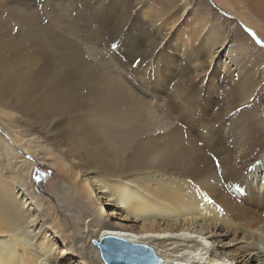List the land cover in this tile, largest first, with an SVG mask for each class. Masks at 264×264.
<instances>
[{"label": "bare ground", "instance_id": "obj_1", "mask_svg": "<svg viewBox=\"0 0 264 264\" xmlns=\"http://www.w3.org/2000/svg\"><path fill=\"white\" fill-rule=\"evenodd\" d=\"M81 1L83 29L70 3L57 2L43 25L27 0H0V264H74L71 254L75 264H104L97 244L113 238L149 245L161 264H229L198 239L229 235L239 264H264V106L255 101L264 69L230 37L239 20L255 23L234 6L225 30L208 22L209 9L187 30L182 15L201 14L192 2L177 15L174 0L162 11L148 0ZM241 2L264 26V0ZM91 24L104 54L118 36L126 44L99 67L66 35L81 38ZM14 25L20 36L10 38ZM110 64L162 107L138 98ZM24 126H37L46 143L24 139ZM38 163L54 172L53 200L68 213L38 195ZM101 246L112 262L146 257Z\"/></svg>", "mask_w": 264, "mask_h": 264}, {"label": "rangeland", "instance_id": "obj_2", "mask_svg": "<svg viewBox=\"0 0 264 264\" xmlns=\"http://www.w3.org/2000/svg\"><path fill=\"white\" fill-rule=\"evenodd\" d=\"M113 1V0H112ZM151 4H153L154 7H156V5H158V9L160 11H162V7L161 4H166L170 1V0H148ZM159 1H161L162 3H158ZM222 1V2H221ZM229 2V4L231 5H225L224 0H174V10L178 11L179 13L177 15H180L183 12V5L187 2H192L191 3V7L192 8H196L197 11L201 14H197L196 15L194 13H190V14H186V12L182 15L185 17H182V19H184V23H185V28L188 30L191 27H193L194 23V19L199 16V18L195 19V20H201V16L202 13H206L208 11H206V9H209V14H207L208 17V22L209 23H215L218 24L217 26L221 29V30H225L226 29V23L228 19H231L232 17H235L233 12V7H236V12L237 10L241 11L243 13L244 19L246 21H252L255 23V27L247 24L246 22H242L239 20L240 22V30L238 32V38L234 39L232 36L231 40H232V44H241L242 47H245L247 52H250V54H252V56L258 60V63L260 64L261 70L264 69V26L262 24V21L257 18L255 16V14L249 10L247 7L243 6V3L241 2V0H227ZM29 7L31 8L32 11H34L35 13H37L38 18H40L42 24H47L49 18L48 15L52 12L55 11L57 12L58 10L56 8H54V6L56 5V3H60V5H68V3H70L72 6H74L73 9V15H75L76 19H77V27L82 28V26H85V22L83 20H86L83 18V9H85V6L83 4H81V0H55V4L53 3V0H27ZM114 2V1H113ZM207 2V3H206ZM151 7V6H150ZM154 7H151L153 9H156ZM29 8V9H30ZM114 8V9H112ZM119 8L117 7H111L108 9L107 13L109 14V17L107 19H109V25L113 26L118 24V17L121 16V13L119 12V10L117 9ZM204 11V12H203ZM211 11V12H210ZM112 14V17H111ZM134 15H137L136 11H133ZM201 15V16H200ZM54 17V16H53ZM113 17H117L116 19H113ZM257 21H256V20ZM138 22V20H136ZM66 24H68V22H66ZM96 26H93V24H91L90 29L88 28H84L86 32H81L80 33H76V34H81V38L73 35L70 36L69 33L66 32V35L69 37H72L78 41H80L81 43L83 42V44L85 43L86 45H83L81 47L82 51H86L85 53H83V57L89 61V62H93L94 67H99V65H106V63L108 62V57L111 55L110 51L111 49H116L119 47H121L120 49L125 50V41L123 40L122 42V37L120 36H115L117 37L114 40L113 44L107 43L104 45V49H105V54L102 48V42L104 37L99 41V37L96 36L94 34V28ZM133 27H135V25L133 24ZM146 28V26H144ZM222 27V28H221ZM224 27V28H223ZM93 28V29H92ZM143 27H139L137 30L138 36L139 37H144V33L146 31V29ZM156 27H152L149 28V30H147V33L149 35L153 34L155 31ZM134 29V28H133ZM18 30V31H17ZM91 30V31H90ZM97 30L102 33L103 30H101L100 28H97ZM145 30V31H144ZM136 31V28H135ZM10 38H16L19 37V28L18 26H13L12 30L10 31ZM113 34L115 35L116 33L113 32ZM147 34V36H148ZM146 35V34H145ZM232 35V34H231ZM114 37V36H113ZM186 38V32L185 29L181 28L180 29V38ZM87 38L89 40H87ZM184 38V39H185ZM123 44H122V43ZM117 43V44H116ZM70 45V44H69ZM164 45V43L162 44ZM89 46V47H88ZM116 46V48H115ZM29 51V50H28ZM169 52L171 54L174 53L173 48L170 47L169 48ZM29 54H31V52H29ZM102 54V55H101ZM177 55V54H176ZM108 56V57H107ZM178 58H176L177 60ZM39 61V64H42L44 61L41 58L37 59ZM111 65V64H110ZM112 66V65H111ZM106 68H108V71H110V66H105ZM89 68V67H88ZM113 68V66H112ZM114 69V68H113ZM115 70V69H114ZM113 73H116V75H118V78H122L125 82V85L127 86V88L129 90H131L138 98H140L141 100L148 102V103H160V107H162L163 104H161L162 101H159L158 99L156 100V98L153 97L151 90L150 89H146V86L142 83L139 82V80L134 77L133 75L126 73V72H116V70ZM85 71L83 70V68L80 69V76H82L81 74H83ZM258 81H260L259 85H262L261 87V91L260 94L255 98L257 102H259L261 105L264 106V73L260 72V76L258 77ZM85 92V89L82 90L80 89L79 93L83 94ZM262 97V98H261ZM164 108V109H163ZM162 109L159 108V113L160 112H164L165 107H163ZM23 128V133L25 132L26 135L24 136V139H38L39 141H43L44 138L42 137V133L40 131V129L35 126V127H27L25 129V126L22 127ZM25 130V131H24ZM152 130V129H151ZM159 132V131H158ZM24 133V134H25ZM43 143H46V141ZM40 156V155H39ZM39 161V160H38ZM34 171L32 174V181L34 180L35 182H38L40 184H38V195L40 196V198H42V200L44 201H54L52 194H51V189L53 187V184L56 181L54 172L48 168V166L44 163H38V166H34ZM52 171V172H51ZM60 199L58 198V201H54V203L59 206L60 204L62 205V208L65 210V213H68L70 210V207H67V204L64 200L62 199V201H64L66 204L64 205L62 202L59 201ZM89 219V218H88ZM87 219V220H88ZM114 221H117L114 218ZM225 231H221V233H224ZM236 236H238L239 238L241 237L240 233H237ZM227 238V239H226ZM198 239H200L201 242L208 244L209 246L212 244L213 247H217L218 248V252H222L224 254H222V258H224L226 260L227 263L229 264H239L237 261L240 260L241 258H234L232 255H229L227 252L230 253H236L234 250L235 246L233 247V245L231 244H236L239 240L236 241H230V239H232V235H229L228 237H222V239H217V240H221V242L219 243L218 241H214V239H205L204 237H198ZM214 241V242H212ZM230 241V242H229ZM106 243V245H114V246H118L120 248H123L125 250L128 251H132L134 253H138V254H147V251H144L141 248H136V247H131L128 245H125L123 243L117 242V240H113V239H107L105 241H103ZM102 242V243H103ZM92 243L93 245L96 243V241H94L92 239ZM101 243V244H102ZM100 244V245H101ZM129 244H133V243H129ZM218 244V245H217ZM221 244H224L226 247H222L221 248ZM229 244V245H228ZM98 245V244H97ZM147 247L150 248V251H152V260L149 262L148 264H159V261H161V263H163V259L161 257H158V255H156L155 251L153 248H151L149 245H146ZM229 246V247H227ZM100 250V249H99ZM237 251H241L240 254H246L245 250L243 249H239ZM59 252V251H58ZM101 253V251H100ZM195 253H191L190 256L187 257L188 261H193V260H198L199 255H194ZM226 255V256H225ZM195 256V257H194ZM70 257L73 259V263L75 264V261H80L78 259V257L76 256V254H71ZM247 258V257H246ZM237 260V261H236ZM113 261H117V262H127L130 264H137V263H142L144 262V260L141 261V259H139V261H134V260H113ZM203 261L202 259L200 260V262ZM131 262H135V263H131ZM104 264H106L103 261ZM145 263V262H144ZM203 263V262H202ZM258 262H252V264H256ZM81 264V263H78ZM147 264V263H145Z\"/></svg>", "mask_w": 264, "mask_h": 264}, {"label": "water", "instance_id": "obj_3", "mask_svg": "<svg viewBox=\"0 0 264 264\" xmlns=\"http://www.w3.org/2000/svg\"><path fill=\"white\" fill-rule=\"evenodd\" d=\"M113 239L118 240L117 242L123 243L125 245L131 246V247H136V248H141L144 251H147L148 255H146V257L144 259V262L147 261V264H148V261L150 262L152 260V255H153L152 251H150V248L147 247L145 244H138V245L137 244H129V242H126L124 240L121 241V240H119L117 238H113ZM98 247H100L101 257H102V259L104 260V262L106 264H126V263L117 262V261L116 262H112L111 259H113V256L108 255L106 251H103V247L100 244H98ZM144 262H143V264H144ZM140 264H142V263H140ZM159 264H161V261H159Z\"/></svg>", "mask_w": 264, "mask_h": 264}]
</instances>
